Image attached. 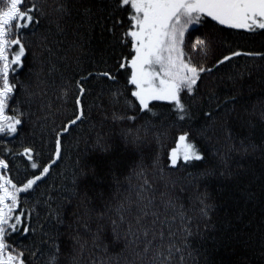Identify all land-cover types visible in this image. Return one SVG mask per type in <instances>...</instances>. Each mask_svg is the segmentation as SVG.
I'll return each mask as SVG.
<instances>
[{
    "label": "snow or ice",
    "instance_id": "6c2138e0",
    "mask_svg": "<svg viewBox=\"0 0 264 264\" xmlns=\"http://www.w3.org/2000/svg\"><path fill=\"white\" fill-rule=\"evenodd\" d=\"M77 4L80 6L77 7ZM124 16L126 22L121 18ZM97 28L101 39L105 33L112 37L106 46L111 55L107 58L101 56L99 63L103 67L99 70L97 62L93 60V70H87L86 75L73 81L77 89L74 99L76 110L73 118L68 119L67 124H62L56 132L53 152L56 160L61 158V135L69 133L72 126L77 122L83 123L87 118L82 97L87 91L85 84L90 79L100 87L97 100L107 89L113 120H135L136 116L126 114L129 109L160 120L170 114L178 120L191 121L199 114L205 121L201 134L219 123L229 141L234 136L229 121L241 128L254 126L251 116L255 106L250 111L244 99L245 87L251 90V86H246L244 82L253 71L264 69V65L245 64L240 70L236 69L233 59L244 56L264 60V53L245 52L231 47L220 55H215V52L217 45L225 39L223 33L229 29H243L250 34L264 35V0H42L40 3L37 0H0L2 136L17 134L18 126L23 123L24 113L19 110V105L24 101L17 100L16 93L36 95L29 92L27 87L35 75V64L26 62L29 55L35 58L34 50L26 46L30 45V38L36 37L39 41L41 56L46 52L52 57L57 55L53 45L59 47L66 43L71 30L75 38L62 48L60 59L73 60L80 65V53L86 44H91ZM196 31H200V35H195ZM49 37L52 39L49 40ZM125 46L132 50L129 56L117 52V49ZM186 46L188 51L185 50ZM210 53L215 58L209 66L205 61ZM193 55L200 57V60L194 61ZM225 65L234 70L222 71ZM54 68L55 64H51V69ZM22 74L23 80L19 79ZM121 75L125 76L123 88L120 87ZM125 89L135 102L124 95ZM10 101L17 105L12 109L13 115L7 114ZM154 102H167V105ZM258 103H264V100ZM121 104L123 112L116 108V105ZM96 107L104 109L103 104H97ZM165 107L168 112L162 110ZM104 114L107 115L106 112ZM261 119H264V112L261 113ZM2 136L0 141L5 144L3 151L12 152ZM246 139L247 143L244 139L239 141L240 147L231 143L228 152H241L247 156L259 150L264 157V140L256 144L250 138ZM139 142V136L135 141H129ZM179 143L182 150H171V165H177L181 159L184 162L205 159L195 141L189 140L187 131L179 135ZM94 150L97 155L86 152L77 160L71 187L59 186L60 210L56 211L48 231H43L41 226L39 237L36 236L37 229L31 224V210L22 208L21 193L27 197L34 192L39 187L38 182H44L50 175L56 160L50 157L48 163L38 164L34 159L36 150L23 147L21 155L30 162L31 169L37 170L31 178L18 185L5 171H0V264H37L41 259L43 264H82L88 240L81 234V229L92 233L93 218L103 221L107 213H112L107 217L112 226L111 242H122L124 250L133 257L130 264H137V261L144 264L145 259L147 264H171L177 252L181 254L180 261L183 262L185 254L200 251L209 240L212 241V249L220 247L229 251L239 242V233L225 234L223 239L205 234L197 241L200 247L194 249L190 239L194 235L191 230L187 226L174 229L177 215L180 216L181 224L186 218L183 212L175 211L176 198L167 191L158 193L142 162L137 165L138 171L135 172L138 183L126 195L117 193L113 196L105 192L102 181L105 176L111 175L120 184L117 175L120 162L111 155L114 145L98 135ZM8 167V160L0 155V170H7ZM200 176L206 185L199 197L202 205L200 212L207 220L205 228H214L209 213L215 204L208 202L210 195L207 185L216 182L222 189L226 188L229 181L239 178L240 172L233 171L227 165L223 171L210 165L201 170ZM261 188V197L264 198V184ZM240 192L243 195L238 199H243L245 203L257 199L256 193L248 188H241ZM73 208L81 211L71 210ZM238 211L239 219L245 209L241 207ZM101 227L97 223L96 232L92 233L93 248L99 247L95 241ZM177 231H181L182 235L177 237ZM30 237V243L21 242ZM244 247L248 248L249 245L245 243ZM260 249L259 260L264 264V239L260 242ZM205 264H213V261L206 260ZM224 264H252V259L242 253Z\"/></svg>",
    "mask_w": 264,
    "mask_h": 264
},
{
    "label": "trees",
    "instance_id": "16d2710c",
    "mask_svg": "<svg viewBox=\"0 0 264 264\" xmlns=\"http://www.w3.org/2000/svg\"><path fill=\"white\" fill-rule=\"evenodd\" d=\"M40 2L42 0H37V3ZM79 6L77 4V7ZM121 18L126 22V16ZM200 31H196L195 35H200ZM223 36L225 39L217 45L215 55L226 52L229 47L245 52L264 53V35L250 34L243 29H229L223 33ZM74 38L71 30H69L66 43L59 47L53 45L57 50V55L52 57H49L46 52L41 56L42 49L39 47V41L36 37L30 38V45L26 44L35 53V58L33 55H29L26 61L35 64V75L28 82L27 87L29 92H34L36 95L25 96L20 92L16 93V99L24 101L19 105V110L24 113L23 123L18 126L17 134L11 136L0 134L2 140L6 141V146L12 149V152L3 151L5 144L0 141V155L9 163L7 170L0 171H5V174L9 175L18 185L26 182V179L31 178V175L37 171L31 169L30 162L21 155L23 147H33L36 150L34 159L37 160L38 164L48 163L50 157L52 160H56L53 155L56 132L60 130L62 124H67L68 119L73 118V113L76 110L74 99L77 89L73 81L86 75L87 70H93V60L97 62V70H99L103 67L99 63L101 56L107 58L111 55L110 49L106 46L112 37L105 33L101 39L97 28L93 33L91 44H86L80 53V65H77L73 60L64 61L60 59L62 48L67 47ZM51 39L52 37H49V40ZM185 50L188 51L187 46ZM117 52L123 56H129L132 50L129 46H125L122 49H117ZM72 55H76V53H72ZM214 58V55L210 53L205 62L210 66ZM41 60L44 61L43 64ZM193 60L199 61L200 57L193 55ZM49 61L51 64H55L54 69H51ZM253 63L264 65V60L259 57L244 56L233 59L236 69L240 70H243L245 64L251 65ZM233 70L227 65L222 68V71ZM19 79L23 80L24 75L22 74ZM120 81V87L123 88L125 84L124 75L120 76ZM244 83L246 86H251V90L245 87L244 99L250 111L255 106L251 116L254 126L241 128L236 123L229 121L234 133L233 139L229 141L226 139L224 128L219 123L201 134L205 121L199 114L191 121L187 119L181 121L170 114L165 119L160 120L151 117L150 114L145 115L135 109H129L126 114L136 116L135 120H113L111 118L112 106L108 103L107 89H105V94L97 100L100 87L98 83L90 79L85 84L87 91L82 97L87 118L84 119L83 123L77 122L75 126H72L69 133L61 135V158L53 164L50 175L45 178L44 182H38L39 187L35 188L34 186L35 191L27 197L21 193L22 208L30 209L32 212L31 224L37 229L36 236L41 235V226L43 231H48L51 222H54L55 213L60 210L59 186L71 187L77 160L83 157L86 152H91L93 155L98 154L94 150V141L99 135L114 145L112 158L120 162L117 172L120 184H117L111 175L105 176L102 185L106 193L116 196L117 193L126 195L128 191H131L138 183L135 172L138 171L137 165L142 162L158 193L167 191L176 198L177 208L175 211L177 213L183 212L186 218L184 224H181L180 216L177 215V219L174 221V229H182L187 226L194 234L190 238L194 249L200 247L197 241L201 240L205 234L223 239L225 234L239 233V242L231 251L220 247L212 249V241L209 240L200 251H192L191 255L185 254L183 262L180 261L181 254L179 252L174 253L171 264H205L206 260L213 261V264H224L228 260L236 259L242 253L252 259V264H261L259 260L260 242L264 239V203H262L264 198L261 197V185L264 184V157L261 156L259 150L254 154L245 156L241 152H228V147L231 143L240 147L239 141L244 139L247 143L246 138H250L256 144H260L264 140V119H261L264 103H258V101L264 100V69L253 71L251 77L245 78ZM65 89H67V95H65ZM124 95L134 101L126 89ZM154 103L167 105V102ZM97 104H103L104 109L101 110L96 107ZM90 105L91 109L89 108ZM16 107L17 105L10 101L7 114H15L12 109ZM116 108L123 112V104L116 105ZM162 110L168 112L167 107ZM185 131L189 133V140L195 141L205 159L191 162L178 160L177 165L173 166L170 163L171 150L176 146L179 135ZM156 133L161 135L157 136ZM137 136L140 137L139 143H129V141H135ZM210 165L218 167L221 171L227 165L233 171H239L240 176L235 181H229L227 187L223 189L216 182L207 185L210 195L208 202L215 204V208L209 213L215 227L206 229L207 220L201 215L202 205L199 199L200 193L205 190L206 185L200 176V172ZM241 188L254 191L257 199L249 203H245L243 199H238L243 195L240 192ZM241 207L245 211L238 219V210ZM71 210L81 211V209L75 208ZM49 213L52 215L49 216ZM169 214H171V210ZM110 215L112 213H107L103 221H97L95 218L91 221L92 233L96 232L97 223L102 226L95 241L99 247L93 248L92 233L84 232L81 229V234L88 240V246L85 248L82 257V264H93V262L100 264L101 261L104 264H130L132 261L133 257L124 250L122 242L119 244L111 242L112 226L107 219ZM113 218L115 217L113 216ZM181 235L182 232L177 231V237ZM13 238H16L15 235ZM21 242L28 244L31 242V237ZM245 243L249 245L248 248L244 247ZM27 255L28 253L25 252V256ZM37 264H43V259ZM137 264L140 262L137 261ZM144 264H147V259H145Z\"/></svg>",
    "mask_w": 264,
    "mask_h": 264
},
{
    "label": "rangeland",
    "instance_id": "374dc122",
    "mask_svg": "<svg viewBox=\"0 0 264 264\" xmlns=\"http://www.w3.org/2000/svg\"><path fill=\"white\" fill-rule=\"evenodd\" d=\"M174 148H176L178 152H180L182 150V145L179 143V140H178V142H177V144H176V146Z\"/></svg>",
    "mask_w": 264,
    "mask_h": 264
}]
</instances>
